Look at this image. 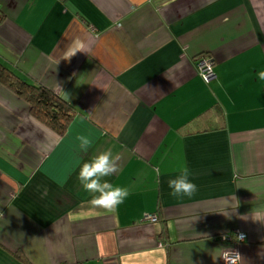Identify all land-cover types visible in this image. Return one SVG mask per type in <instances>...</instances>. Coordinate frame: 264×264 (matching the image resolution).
Returning a JSON list of instances; mask_svg holds the SVG:
<instances>
[{"label":"crops","instance_id":"crops-1","mask_svg":"<svg viewBox=\"0 0 264 264\" xmlns=\"http://www.w3.org/2000/svg\"><path fill=\"white\" fill-rule=\"evenodd\" d=\"M0 16V63L76 113L58 136L0 85V264H264V0H0ZM106 149L129 193L115 213L77 179ZM185 167L198 191L173 197Z\"/></svg>","mask_w":264,"mask_h":264},{"label":"clouds","instance_id":"clouds-1","mask_svg":"<svg viewBox=\"0 0 264 264\" xmlns=\"http://www.w3.org/2000/svg\"><path fill=\"white\" fill-rule=\"evenodd\" d=\"M260 80H264V71L256 73ZM64 98L70 103V97L64 93ZM79 149L87 154L92 146V141L88 137L80 136ZM120 154H113L111 149H106L96 155H93L86 161H77L79 168L78 181L82 189L92 194L89 203L96 208H101L107 213H115L117 207L124 202L128 196V190L123 187L114 186L106 177L120 171ZM154 171L159 175V169ZM191 173L185 167L174 179L168 181V187L171 189L170 195L173 197L191 198L197 191L198 187L190 179ZM225 238H227L225 236ZM243 239V234L237 237ZM238 256V255H237Z\"/></svg>","mask_w":264,"mask_h":264},{"label":"trees","instance_id":"trees-1","mask_svg":"<svg viewBox=\"0 0 264 264\" xmlns=\"http://www.w3.org/2000/svg\"><path fill=\"white\" fill-rule=\"evenodd\" d=\"M0 85L21 98L28 105L32 117L39 120L58 136L65 134L76 113L63 99L39 84L28 82L1 63ZM214 110L207 112L205 116L216 114L220 120H224L223 112L219 108H214ZM159 214L158 219L160 220L161 213ZM162 238L167 239L166 225L162 231ZM15 256L21 262L28 264L20 252Z\"/></svg>","mask_w":264,"mask_h":264},{"label":"built area","instance_id":"built-area-1","mask_svg":"<svg viewBox=\"0 0 264 264\" xmlns=\"http://www.w3.org/2000/svg\"><path fill=\"white\" fill-rule=\"evenodd\" d=\"M1 21V18H0ZM198 70L200 73V76L202 77V79L206 82V83H210L212 80L215 79V72H214V62L212 60L209 59H200V61L198 62ZM146 221H151V222H156L158 221V217L157 216H147L146 217ZM240 234L242 233H235L234 235L228 236L227 238L224 237V241L227 242H243L246 239V236L243 234V239H238L237 237L240 236ZM238 255V256H237ZM240 253L239 251L236 250H231L228 251L224 254V262L226 264H240Z\"/></svg>","mask_w":264,"mask_h":264}]
</instances>
